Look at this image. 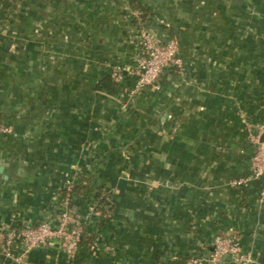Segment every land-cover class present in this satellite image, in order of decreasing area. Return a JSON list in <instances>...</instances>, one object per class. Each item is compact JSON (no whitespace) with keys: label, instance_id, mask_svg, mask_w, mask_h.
<instances>
[{"label":"crops","instance_id":"crops-1","mask_svg":"<svg viewBox=\"0 0 264 264\" xmlns=\"http://www.w3.org/2000/svg\"><path fill=\"white\" fill-rule=\"evenodd\" d=\"M141 1L146 15L132 0H0V122L13 129L0 133V226L53 218L66 181L84 178L76 257L55 242L27 264H210L217 234L264 264L261 183L233 184L252 176L264 128V0ZM143 30L176 40L182 65L135 96L128 71L98 89L136 65Z\"/></svg>","mask_w":264,"mask_h":264},{"label":"built area","instance_id":"built-area-1","mask_svg":"<svg viewBox=\"0 0 264 264\" xmlns=\"http://www.w3.org/2000/svg\"><path fill=\"white\" fill-rule=\"evenodd\" d=\"M141 36L143 51L136 65L131 69L117 65L112 71V77L117 82L122 81L126 71L133 76V83L128 89L130 96H135L148 87L159 89L165 69L172 65H182L179 57L180 47L176 40L161 41L149 30H143ZM12 132L10 126L0 122V133ZM263 132L264 128L253 138L257 150L252 159V176L233 181L235 185L247 186L251 179L259 180L261 200H264V141L261 139ZM74 183L73 179L66 181V192L53 218H47L36 225L0 226V255L16 264H27L32 251L58 242L66 257L74 259L81 247L84 232L82 222L72 206ZM226 257H232L236 264L252 263L251 256L244 251L238 236L217 234L207 261L210 264H219ZM201 262L200 258L193 257L188 264H201Z\"/></svg>","mask_w":264,"mask_h":264},{"label":"trees","instance_id":"trees-1","mask_svg":"<svg viewBox=\"0 0 264 264\" xmlns=\"http://www.w3.org/2000/svg\"><path fill=\"white\" fill-rule=\"evenodd\" d=\"M132 2L134 7L138 11H140L141 14L146 15L147 11L141 4L142 3L141 0H132ZM97 88L100 90H108L110 92H115L119 88V82L115 81L111 76H107L99 82ZM65 192H66V188H64V194ZM92 192H93V187L91 185L90 179L89 180L87 179V183L84 178H79L78 180H76L73 186L72 206H74V204L78 199L81 201V205L84 204L86 201H88V197L91 195ZM96 198H97V207L95 210L99 211L101 214L98 220H99V224L102 225L104 224L103 218L107 214L106 212L108 211L109 205L111 203L108 200V195L106 193L105 194L103 193L102 187L99 188ZM83 241H84V232H83V239L81 244L83 243Z\"/></svg>","mask_w":264,"mask_h":264},{"label":"water","instance_id":"water-1","mask_svg":"<svg viewBox=\"0 0 264 264\" xmlns=\"http://www.w3.org/2000/svg\"><path fill=\"white\" fill-rule=\"evenodd\" d=\"M262 141H264V134H263V136H262Z\"/></svg>","mask_w":264,"mask_h":264}]
</instances>
